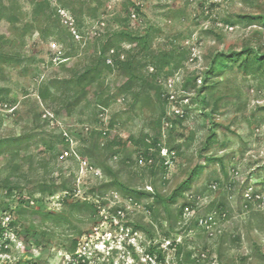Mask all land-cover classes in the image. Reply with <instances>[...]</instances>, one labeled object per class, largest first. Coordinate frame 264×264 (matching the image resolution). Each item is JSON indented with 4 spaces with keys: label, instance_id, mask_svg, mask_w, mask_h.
<instances>
[{
    "label": "rangeland",
    "instance_id": "1",
    "mask_svg": "<svg viewBox=\"0 0 264 264\" xmlns=\"http://www.w3.org/2000/svg\"><path fill=\"white\" fill-rule=\"evenodd\" d=\"M34 2L0 0L12 18L0 19V87L8 91L0 102V264H264V65L245 71L231 62L209 73L218 53L264 54V0H50L56 12L48 19ZM120 30L151 37L145 55L116 35L106 57L126 60L132 50L134 89L121 90L129 71L105 69L100 87L64 110L70 80ZM165 53L171 63L158 68L154 54ZM154 73L158 90L145 82ZM95 93L115 97L100 108ZM157 131L153 147L133 140L152 142ZM94 132L100 149L92 159L83 152ZM105 162L148 194L132 200L103 185L111 180ZM197 163L206 167L172 205L173 219L164 210L155 216L154 190L171 194ZM53 183L66 190L43 192ZM174 240L183 244L179 258ZM154 246L164 263L150 254ZM187 252L192 261L184 262Z\"/></svg>",
    "mask_w": 264,
    "mask_h": 264
},
{
    "label": "trees",
    "instance_id": "2",
    "mask_svg": "<svg viewBox=\"0 0 264 264\" xmlns=\"http://www.w3.org/2000/svg\"><path fill=\"white\" fill-rule=\"evenodd\" d=\"M35 5H36V9H37V13L38 12H42L44 10V14H46V18L48 19L49 15H53L56 10L51 6L50 0H34ZM70 3L67 2L66 4H64L66 7H70L69 5ZM6 7L2 6V4L0 5V19L2 18H8L10 21L12 20L11 18V12L10 14L8 12H6ZM9 11V10H8ZM118 35L120 40H130L132 44L137 45L138 47H140V50L142 52H144L145 55H149V53L151 54V50H150V45H151V37L150 34H135L132 33L130 31H126V30H120L117 32H114L112 34H110V36L103 42L101 49H100V54L97 58V61L94 65L86 68L84 70V72H82L81 74H79L77 77H75L74 79L70 80L69 82V89L70 92L72 93L73 99L69 100L65 105H64V110H67L68 112H70L72 110V108L77 107L81 102H83V100L85 99V97L87 96V94L89 93V90L92 88V86L97 87V89L100 87V77L103 73V71H105V69L108 70H112L113 67H120L123 71H129V77L127 78V81L121 86V90H125V91H132L134 89L135 84L137 83L136 81L138 80V78L140 77L136 72L132 71V68L135 66V57L131 54L132 50H129L128 53H130L127 57V59L125 60L124 58H121L122 54H118L117 58L114 59L113 58V63H107V54L111 51V49H115V43L113 40V37ZM6 54H3L0 51V69H1V63L3 61V57H5ZM253 52L251 51V49L246 48L242 51H233L231 54H224V53H218L213 62H212V66L209 70V73H213L215 71H220L222 70L228 63H237L240 62V66L242 68H244L245 71H250V67L251 65H254L255 67H257V69H262L263 65H264V54L258 58L257 56H253ZM155 59L152 61L153 64H155L158 68H161L162 66L167 65L168 63H171L170 59H171V54L165 53L161 57H159V55L156 56V54H154ZM7 57V56H6ZM8 59H10L8 57ZM155 76H157V73H154L150 76V78H146L145 82L146 84H149L151 87L155 88L156 90L159 89V86L156 84L155 82ZM194 81V78L189 77L187 80V86L189 84H191ZM207 87V86H204ZM203 91L200 90V92ZM7 88L5 87H0V102L6 97L7 95ZM139 92L136 93V95H138ZM51 92L48 86H43V88L40 91V95L43 99H46L50 96ZM115 96H107V97H102L101 95H99V93H95V98H94V103L96 104L97 107L103 108L106 106H109L111 103V100L114 98ZM159 99L161 100V96L159 94ZM165 110H163L162 114L160 115V117L155 121V125H156V129H161L162 127V117L165 115ZM184 119V115L182 116H178V118L176 119L177 121H181ZM115 119H112L110 124H109V131L107 132L108 135H110V131L112 130V128L115 125ZM174 123V122H173ZM101 135V133H100ZM92 137H93V141L92 143L87 146L85 148V151L83 152L84 157H89L92 158L96 157V152L99 151L100 149V143H99V135L97 132L92 133ZM133 138V137H132ZM133 140L136 142V144H142L144 145V147L146 148H150L153 147L154 145H156V143L160 140V132L157 131L155 133V137L152 140V142H148L144 139H138V138H133ZM208 141H212V138L208 139ZM4 142V140H0V146L2 145V143ZM62 143L65 144V138H63ZM180 144H177L176 146L171 147V149H174V151L178 150ZM113 144H107L105 145L104 149H110L112 150ZM50 149H53L54 146L52 144L49 145ZM215 158L214 157H210V156H205V161L206 162H211L214 161ZM100 162V161H98ZM104 168L109 172V176L111 177V180L108 182H105L103 185L111 187V186H117L120 188H123V190L125 191V195L127 197H129L130 199H138L141 198L145 195H147L148 193L146 192V190H142V189H137V188H133L128 186L127 184L123 183L122 180L119 178L118 174L116 173V171L113 170V168L108 165L107 162H105L104 164L101 163ZM155 167L156 164L153 165V169L152 172L155 171ZM206 167V164L204 163H197L190 171L189 175L182 180V182L179 183V185L172 191L171 194L169 195H165L162 194L160 191H158V189L156 188L154 190V193L152 194V196L154 197V203L150 204V208L154 211L155 216H158L162 210H164V212L166 213L167 216H169V218L173 219V211H172V205L177 204L180 200L181 197L185 196V193L191 189L195 179L200 176L202 174V172L204 171ZM162 168H164V165L162 166ZM65 184H52L48 187L43 188V192H48L49 195L53 196L55 195L57 192L62 191V190H66L65 188ZM15 187H11L9 188L8 191V195H12L13 191H14ZM22 197V196H21ZM79 201H76L75 204H78ZM84 204L86 203L87 205H89L91 208H95L93 203H90L88 200H85V202H83ZM189 205L188 202H184L181 203L180 206V210H179V214L183 215L184 213V209ZM136 229H144L143 226L136 224L135 226ZM5 231V226H3L2 224H0V239L3 237ZM172 247L175 249V254L177 255V257L179 258L180 255L182 254L183 251V244L181 242H176V240H174L172 242ZM150 254L153 256H156L157 260L159 261V263H164L165 262V255L163 253V251L161 249H157L156 246H154L151 250H150ZM191 256L192 253L191 252H187L184 258V262H188V261H192L191 260Z\"/></svg>",
    "mask_w": 264,
    "mask_h": 264
},
{
    "label": "built area",
    "instance_id": "3",
    "mask_svg": "<svg viewBox=\"0 0 264 264\" xmlns=\"http://www.w3.org/2000/svg\"><path fill=\"white\" fill-rule=\"evenodd\" d=\"M136 4H137V5H140V4H138V3H136ZM132 16L135 18V17H136V14L133 13ZM68 21H69V20H68ZM69 22H70V21H69ZM70 23H71V22H70ZM73 31H74V33L76 34V30L74 29ZM111 52L114 53V52H115V49H111ZM121 58H124V54L121 55ZM108 62H109V63H113V58H112V57H109V58H108ZM178 113H179V112H178Z\"/></svg>",
    "mask_w": 264,
    "mask_h": 264
}]
</instances>
